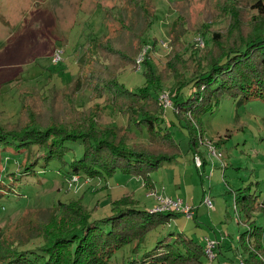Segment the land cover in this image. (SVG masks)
I'll use <instances>...</instances> for the list:
<instances>
[{"label":"rangeland","instance_id":"1","mask_svg":"<svg viewBox=\"0 0 264 264\" xmlns=\"http://www.w3.org/2000/svg\"><path fill=\"white\" fill-rule=\"evenodd\" d=\"M254 1L148 0L153 16L142 36V50L133 57L135 61L123 64V60L107 52L98 53V57L117 67L113 72L115 80L130 92L144 89L141 91L161 103L164 114H158V119L163 121L157 122L173 136L175 159L149 171L153 187L144 184V178L120 170L101 178L80 177L69 185L64 175L68 167H61L55 160L46 166L36 146L16 152L11 146L0 144L2 239H12L13 231L36 229L37 219L49 221L58 201L79 199L92 217H102L110 214L113 203L124 197L139 208L157 207V198L150 195L154 190L199 207V217L179 214L152 227L137 249L135 242L123 246L108 264H128L170 231L184 232L204 249L207 240L214 241L216 257L212 264L251 263L249 254L255 239L245 236L250 240L246 242L250 249L245 250L241 233L248 225L242 218H235L234 190L249 186L264 200V100H241L236 95L220 94L213 108L198 117V129H194L184 112L177 114L172 103L163 105L161 93L171 95L176 83L202 68L214 53L210 50L213 43L230 45L255 31L264 32V19L258 21L257 9L252 8ZM142 5V0H0V128H18L28 122L33 127L55 125L71 129L76 124L89 125L80 121L82 114L93 111L92 119L96 121L91 125L96 131L102 127H127L130 137L124 139V145L149 146L143 115L136 117L132 109L130 115L120 111L108 90L97 91L96 79L92 87L88 86L91 78L80 63L95 36L108 33L116 46L119 40V46L124 47L121 27L139 20L135 8ZM144 14L148 16L147 11ZM181 17L183 26L176 24L170 37L171 26ZM213 32H217L214 41ZM134 36L130 31V41ZM139 56L142 58L137 62ZM169 60L176 62L175 67L163 72ZM78 78L79 86L75 88ZM188 86L189 83L182 85L183 92ZM29 96L40 98L44 103L36 98L35 104L44 107L41 112H49L26 119L23 100ZM96 107L100 108L98 116ZM77 111L80 119L73 122ZM68 145L75 147V156L81 155L80 142ZM71 155L72 150L66 158ZM196 157L200 165H196ZM97 183L101 188L93 189ZM204 191L212 197L210 209L200 202ZM255 220L263 225L264 214ZM39 242L40 237H31L25 245ZM261 244L264 248V232Z\"/></svg>","mask_w":264,"mask_h":264},{"label":"trees","instance_id":"2","mask_svg":"<svg viewBox=\"0 0 264 264\" xmlns=\"http://www.w3.org/2000/svg\"><path fill=\"white\" fill-rule=\"evenodd\" d=\"M142 1V7L135 8L139 20L133 22L134 27L130 22L121 27L122 34L125 33V41H122L124 47L119 46V40L116 46L108 33L105 36H95L85 49L84 61L81 58L80 63L91 78L88 80V86L92 87L96 79L97 91L108 90L120 111H127L130 115L132 109L136 117L138 114L143 115L142 120L148 128L150 145L135 148L124 145V139L130 137V130L127 127L122 126L120 130L102 127L100 131H96L91 125L95 120L92 119L93 111L85 112L84 116L82 114L83 120L80 122L89 125L76 124L71 129L55 125L33 127L29 126L28 122L18 128H0V144L11 146L16 152L36 146L39 148L38 151H41L40 156L44 157L46 166L55 160L61 167H68L64 174L68 180L73 175H77L79 179L101 178L120 170L127 175L142 177L144 184L152 185L148 176L149 171L175 159L173 136L160 125L163 119H158V114L162 111L164 114V109L157 99L141 91L144 89L130 92L117 82L113 74L117 67L98 57V53L102 55L107 52L123 60V64L135 61V56L144 45L143 33L150 25L152 20L150 16H153V9L148 0ZM251 4L252 8L257 9L258 21L263 20L264 1L255 0ZM145 11L148 16H145ZM181 22L182 17L173 23L170 37L176 24L183 26ZM239 27L241 28L240 25ZM130 31L135 34L131 41ZM216 35L217 32H213L211 36L213 41ZM201 36L204 37V33H201ZM154 43H151L152 47ZM212 45L210 50L214 53L210 60L190 77L176 83L170 95L174 111L177 114L184 112L194 129H198L196 128L198 117L213 108V102H217L220 94L236 95L241 100L255 98L264 100V32L255 31L239 38L234 44L226 45L220 42L218 45L217 43ZM143 59L148 64L147 57ZM92 61L95 64L91 65ZM175 63L172 60L167 61L163 72L173 69ZM148 67L149 70L152 69L150 64ZM163 72L162 75L165 74ZM79 81L78 78L75 88H78ZM187 83L188 89L183 92L182 85ZM36 98L43 102L40 98L32 96L23 100L22 112L26 119L32 115L49 112L40 111V108L44 107L35 104ZM99 112L100 108L96 107L97 116ZM79 116L80 112L71 120L78 122ZM73 142L81 143V155H74L75 147L68 145ZM70 150L73 151V155L67 159L66 154ZM162 150L164 153H161ZM234 192L235 218L237 220L242 218L248 225V229L241 233L245 250L250 249L246 245L250 240H246L245 236L255 239L253 250L249 254L252 262L247 264H264V248L261 244L264 224H257L253 216L255 212L264 214V202L260 201V195L253 192L249 186L239 187ZM192 207L191 216L195 213V207ZM110 210V214L106 216L92 217L79 199L67 203L58 201L56 211L49 217L51 219L49 221L37 219L36 229L13 231L14 237L8 238L10 240L6 238L3 240L0 235V264H108L110 258L120 248L135 242L134 248L137 249L148 230L182 214L173 210L139 208L134 206L128 197L114 202ZM31 237H40L41 242L36 245H25ZM207 261L205 249L193 238L182 231H170L158 237L150 249L132 257L128 264H212V260Z\"/></svg>","mask_w":264,"mask_h":264},{"label":"built area","instance_id":"3","mask_svg":"<svg viewBox=\"0 0 264 264\" xmlns=\"http://www.w3.org/2000/svg\"><path fill=\"white\" fill-rule=\"evenodd\" d=\"M201 42L202 39L200 38ZM58 53V52H57ZM58 57V55H57ZM141 56L138 57L137 62L141 60ZM161 99L163 101V105L165 106L166 104H170L171 103V98H170V94L164 92L161 93ZM195 163L196 165H200L201 161L198 157L195 158ZM79 180L77 175H73L71 176V178L68 180L69 185L72 183H76ZM150 195L154 196L157 198L159 204L157 207H155V209L157 210H173L175 212H179L182 213L186 216H191L193 214V207L188 204V203H184L181 199H173L171 197H167L165 195H160L159 193H157L156 191H152L150 192ZM202 202L205 204V206L210 209L213 207V201L212 198L209 194H204ZM233 208L234 211H236V206L235 203H233ZM216 244L214 241L212 240H207V247L205 248V253L206 255L210 258V261L213 260L214 258V248H215ZM240 264H243L242 262Z\"/></svg>","mask_w":264,"mask_h":264},{"label":"crops","instance_id":"4","mask_svg":"<svg viewBox=\"0 0 264 264\" xmlns=\"http://www.w3.org/2000/svg\"><path fill=\"white\" fill-rule=\"evenodd\" d=\"M92 179V178H91ZM86 180H89V179H86ZM228 184V183H227ZM94 188L93 189H97V188H101L100 186H99V183H97V184H95L94 186H93ZM240 187V186H239ZM230 190H232V189H230ZM95 191V190H94ZM206 193V191H204V192H202L201 193V200H200V202L202 201V197L204 196V194ZM260 201H263L264 202V200H260ZM202 203V202H201ZM203 205V204H202ZM198 213H199V207H196L195 206V213H194V215L193 216H196V217H199L198 216ZM210 213V211L208 212V214ZM259 214H261V213H253V216H254V219L255 218H258V215ZM257 216V217H256ZM218 248H220V245H219V247ZM221 249V248H220Z\"/></svg>","mask_w":264,"mask_h":264}]
</instances>
